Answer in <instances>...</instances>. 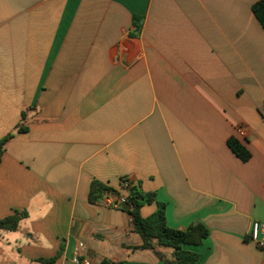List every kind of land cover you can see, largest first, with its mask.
<instances>
[{
	"label": "crops",
	"instance_id": "1",
	"mask_svg": "<svg viewBox=\"0 0 264 264\" xmlns=\"http://www.w3.org/2000/svg\"><path fill=\"white\" fill-rule=\"evenodd\" d=\"M258 1L0 0V220L25 213L0 231V264H166L173 250L143 249L115 197L89 201L94 181L125 196L123 180L170 227L208 228L184 246L200 264H264Z\"/></svg>",
	"mask_w": 264,
	"mask_h": 264
},
{
	"label": "trees",
	"instance_id": "2",
	"mask_svg": "<svg viewBox=\"0 0 264 264\" xmlns=\"http://www.w3.org/2000/svg\"><path fill=\"white\" fill-rule=\"evenodd\" d=\"M252 12L264 28V0H259L252 6ZM19 131H25L21 127ZM12 135L7 136L0 142V163L3 155V147L10 141ZM232 151L244 162L251 158L250 152L235 138L228 141ZM114 195V202L118 203L122 197H125L130 204L128 213L131 216L135 231L142 237L143 249L154 250L156 246L168 247L173 250L171 258H166L159 253L157 256L166 264H200L201 254L192 252L184 248L185 245H200L209 235L208 228L199 222L192 223L186 230H177L168 225L166 217V206L156 199V195L150 192H144L140 187L135 186L131 181L128 182L126 195L114 190L104 184L94 181L91 185L89 201L96 203L104 196ZM157 204L156 211L149 217H143L141 209L146 204ZM25 217V213L16 212L15 215L0 220V231L17 230L20 221ZM50 264L55 260H47ZM102 264H118L108 261Z\"/></svg>",
	"mask_w": 264,
	"mask_h": 264
},
{
	"label": "built area",
	"instance_id": "3",
	"mask_svg": "<svg viewBox=\"0 0 264 264\" xmlns=\"http://www.w3.org/2000/svg\"><path fill=\"white\" fill-rule=\"evenodd\" d=\"M235 133H236V136L240 139H246L249 135L247 128L244 126L238 127ZM122 184L125 188L128 187L127 180H123ZM123 203H128L125 197H122L118 203H115L114 201H112L113 206L119 209H121V205ZM251 241L254 242L258 246V248H264V223H260V222L253 223L252 229H251ZM83 247H84V244L80 243L77 248V252L81 250ZM74 262L76 264H90V261L87 258L80 260L78 254H76V256L74 257Z\"/></svg>",
	"mask_w": 264,
	"mask_h": 264
},
{
	"label": "water",
	"instance_id": "4",
	"mask_svg": "<svg viewBox=\"0 0 264 264\" xmlns=\"http://www.w3.org/2000/svg\"><path fill=\"white\" fill-rule=\"evenodd\" d=\"M112 197H114V195H111ZM121 209L124 211H129L130 210V204L129 203H123L121 205Z\"/></svg>",
	"mask_w": 264,
	"mask_h": 264
}]
</instances>
